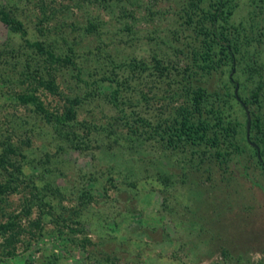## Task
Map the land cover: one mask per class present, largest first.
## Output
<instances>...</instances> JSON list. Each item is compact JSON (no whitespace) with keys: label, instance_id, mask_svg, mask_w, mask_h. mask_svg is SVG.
<instances>
[{"label":"rangeland","instance_id":"1","mask_svg":"<svg viewBox=\"0 0 264 264\" xmlns=\"http://www.w3.org/2000/svg\"><path fill=\"white\" fill-rule=\"evenodd\" d=\"M214 1L0 0L30 41L72 48L73 63L56 67L61 99L39 89L47 106L79 100L64 130L19 103L43 55L0 22V151L18 146L23 168L20 189L0 194V220L26 228L14 255L0 244V264H264V0H224L237 63L208 71L198 26ZM235 83L263 122L250 128L260 158ZM189 84L241 123L225 161L155 132L181 116Z\"/></svg>","mask_w":264,"mask_h":264},{"label":"trees","instance_id":"2","mask_svg":"<svg viewBox=\"0 0 264 264\" xmlns=\"http://www.w3.org/2000/svg\"><path fill=\"white\" fill-rule=\"evenodd\" d=\"M225 5L224 0H215L210 4L208 10L203 12L206 18L198 26L199 33L203 38L201 59L208 71L219 70L226 64L234 66L237 63L238 44L232 42V39L225 32V27L220 23L221 16L226 12ZM0 22L6 25L11 32L19 34L27 45L35 49L36 53L43 55V61L40 66L25 75L33 88L17 94V101L23 105H32L34 111L39 113L47 122L55 124L59 130H64L65 127L75 122L77 115L76 106L79 100L66 97L61 107L51 108L47 106L38 92L39 89H43L53 97H60L59 99H61L63 94L59 89L56 67L73 63L72 56L68 54L73 53L72 48L70 47L67 53L59 55L46 47L43 41H30L27 38L28 32L24 23L14 17L3 6H0ZM39 30L42 33L44 31L42 27ZM138 65H134V67L139 68ZM129 66L132 67L131 64ZM115 67L117 65L114 64ZM254 70H257V68L254 67ZM229 71L232 73L233 67ZM113 81H110L111 85L114 84L112 83ZM231 81L230 77L228 82L231 83ZM120 84V82H117V86L109 94V98L112 101H118V92L120 90L118 86ZM186 93L189 101L187 107L182 108L181 116L173 120L168 126H164L159 131L155 130V132L168 146H191L199 151L201 157L207 156L208 152H210V156L221 162L227 160L230 154L229 149L239 148L235 140V131L241 123L235 119L224 121L221 117V108L209 103L208 92L205 88L189 84L186 86ZM226 94L233 97L231 91L227 90ZM245 103L249 104L250 102L247 101ZM206 112L211 114V119L203 117ZM262 125L263 122L259 119V116L252 115L251 131L259 129ZM211 129L219 132L213 131V134H210ZM222 134L227 139H223ZM245 140L248 142L246 138ZM255 143L259 146L258 142ZM18 149V146L15 147L8 144L4 145L0 151V167L5 171V181L0 182V194L16 192L23 183V168L17 158L18 155L22 154ZM33 187L35 190H39L37 184ZM31 194L35 196L33 192ZM16 218L17 216L10 215L6 220H0V244L6 249V253L9 256L16 253L17 245L22 239L21 236L26 232L25 226ZM30 223V229L41 228L40 217L33 219ZM29 233L34 235V232L29 231Z\"/></svg>","mask_w":264,"mask_h":264},{"label":"water","instance_id":"3","mask_svg":"<svg viewBox=\"0 0 264 264\" xmlns=\"http://www.w3.org/2000/svg\"><path fill=\"white\" fill-rule=\"evenodd\" d=\"M238 84L235 83V88H234V94H235V97L237 98V100L242 104L244 110H245V113H246V138H247V141L256 148L257 150V155H258V158H260V153H259V146L250 140V128H251V114H250V110L247 106V104L242 101L238 95Z\"/></svg>","mask_w":264,"mask_h":264},{"label":"flooded vegetation","instance_id":"4","mask_svg":"<svg viewBox=\"0 0 264 264\" xmlns=\"http://www.w3.org/2000/svg\"><path fill=\"white\" fill-rule=\"evenodd\" d=\"M255 148V147H254ZM256 149V148H255ZM257 152V151H256Z\"/></svg>","mask_w":264,"mask_h":264}]
</instances>
